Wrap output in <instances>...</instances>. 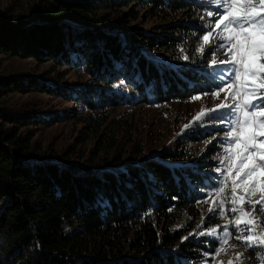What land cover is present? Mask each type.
<instances>
[{
	"label": "trees",
	"instance_id": "1",
	"mask_svg": "<svg viewBox=\"0 0 264 264\" xmlns=\"http://www.w3.org/2000/svg\"><path fill=\"white\" fill-rule=\"evenodd\" d=\"M205 2L34 0L28 18L0 9V54L35 62L27 76L0 68V264H212L219 242L208 233L220 230V211L229 213L231 182L221 183L218 147L195 155L182 143L216 126L159 145L126 118L133 105L215 87L211 54L198 51ZM137 6L158 19L152 30L125 28ZM162 51L172 58L158 59ZM13 93L46 94L72 108L15 115ZM61 120L80 124L93 151L57 154L34 139L35 128ZM218 187L222 201L209 207L217 211L204 210Z\"/></svg>",
	"mask_w": 264,
	"mask_h": 264
},
{
	"label": "snow or ice",
	"instance_id": "2",
	"mask_svg": "<svg viewBox=\"0 0 264 264\" xmlns=\"http://www.w3.org/2000/svg\"><path fill=\"white\" fill-rule=\"evenodd\" d=\"M210 3L216 10L207 12L212 19L198 38L202 41L198 43V51H212L215 56V50L226 49L227 59H213L209 63L229 66L226 69L228 82L223 76L219 77L215 94L227 90L225 100L230 98L233 103L221 102L214 108L202 109L194 122L211 120L214 113L226 110V118L217 121L229 129L221 145L225 155L219 162L228 172H234V176L221 172L219 167L216 171L224 176L221 183L225 187L229 179L232 181L231 211L238 214L232 222L236 226L244 225L236 239L242 240L246 249L259 247L256 256L260 264H264V232L259 231L264 228V0H210ZM191 99H199V96ZM225 187H218L217 194L223 193ZM238 190L243 195H239ZM257 194L259 199H253ZM246 205H250V209ZM216 211L209 208V212ZM208 234H214V230ZM225 234H228L227 229ZM242 255L235 253V258L239 260ZM228 264L233 261L229 260Z\"/></svg>",
	"mask_w": 264,
	"mask_h": 264
},
{
	"label": "rangeland",
	"instance_id": "3",
	"mask_svg": "<svg viewBox=\"0 0 264 264\" xmlns=\"http://www.w3.org/2000/svg\"><path fill=\"white\" fill-rule=\"evenodd\" d=\"M34 0H0V9H9L13 14L22 15L24 18L29 17V12ZM207 11L206 16L202 18V25L207 28L209 20L212 18L207 16V12L210 10H216V6L210 3V0L205 2ZM139 17L137 20H131L128 23H125V28H137L140 30H152V27L155 24H158V19L146 16L144 9L142 7H136ZM124 10V9H123ZM130 41V40H129ZM218 42H221L218 40ZM216 55H212V51L207 53L211 54V57L208 59L207 64L211 68V75L214 81V88L202 94L190 96L186 100L176 101L165 103L162 105H146V104H137L133 105L127 111V119L129 124L136 125V128L139 133L147 134V138L152 141H157L159 145L169 144L174 139H180L185 131H189L192 127L197 125H202L203 127L210 128L211 126H216V133L211 132L210 136H204L197 138L198 140L188 141L182 143L184 149L191 151L190 153L198 155L201 152H204L207 148L218 147L221 151V157L225 155L224 149L221 147L224 142V134L228 131V126L225 124H220L217 121H212L215 119L214 116H219L220 119L226 117V110L221 109L217 113H214L211 120L204 119L200 121H195L194 118L201 112L202 109L214 108L216 105H219L221 102H227L229 104L233 101L229 98L225 100L226 91L220 92L219 95H216L217 86L220 83L219 77L223 76L224 80L228 82V73L226 71V65H213L209 61L213 59H227L226 49L215 50ZM180 52L184 56H189V46L181 47ZM200 56V55H199ZM158 59L161 60H170L171 54L167 51H162L156 55ZM35 62L32 59H21L15 56L3 55L0 54V68L3 70L2 73L5 74H24L29 75L34 73ZM49 64L41 65L38 68L40 72L43 69H47ZM203 66V63L202 65ZM52 69V68H51ZM63 70V69H60ZM199 96V99H191L192 97ZM9 102L12 107L15 109L13 114L22 115L21 111L29 110H65L71 109L72 105L69 103H63L59 98L48 96L41 93H28L20 94L13 93L8 95ZM206 121V122H205ZM191 125L185 128V125ZM80 124H76L74 120H61L56 123H52L49 127H38L34 129V139L38 140L43 147L48 146L54 153L63 154V152L69 153L71 156L76 155H88L89 150L92 152V141L87 138L81 139L80 137ZM138 134L135 131L134 135ZM196 135V133H195ZM198 135V134H197ZM215 135V136H214ZM215 137L219 138V142L215 140ZM155 139V140H154ZM90 155V154H89ZM220 160V159H219ZM220 163V162H219ZM222 172L227 173L230 177L234 176V172H228L227 167L224 165ZM222 178L224 176L221 174ZM231 184L232 181L229 179ZM230 184V185H231ZM217 191L214 193V197H210V200L203 203L204 210H207L212 202V198H217L218 201H222L223 193L216 195ZM239 195H243L242 192L238 190ZM229 197V208L226 210L229 213L223 211V219L220 221L221 228L216 231L215 227L214 236L218 242L220 249L219 253L214 257L212 264H228L229 260L233 261V264H260L258 257L256 256V251L260 250L259 247L253 249H246L244 242L242 240L236 239V237L242 234L241 230L244 228V225L236 226L232 221L238 215L231 211L233 204L231 203V187ZM219 197V198H218ZM253 199H259V194H257ZM250 209V205H246ZM225 229L227 233L225 234ZM259 231L264 232V228L259 229ZM226 241V243H225ZM235 253H243V255L237 260L235 258Z\"/></svg>",
	"mask_w": 264,
	"mask_h": 264
}]
</instances>
